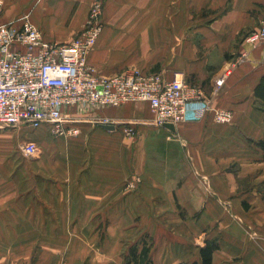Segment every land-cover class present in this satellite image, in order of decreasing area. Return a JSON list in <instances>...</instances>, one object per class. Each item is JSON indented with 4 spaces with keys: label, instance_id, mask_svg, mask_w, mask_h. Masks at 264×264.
<instances>
[{
    "label": "crops",
    "instance_id": "crops-1",
    "mask_svg": "<svg viewBox=\"0 0 264 264\" xmlns=\"http://www.w3.org/2000/svg\"><path fill=\"white\" fill-rule=\"evenodd\" d=\"M2 1V22L28 21L56 42L80 32L92 2ZM104 3L105 27L88 56L98 74H181L203 89L211 111L202 120L189 114L174 131L154 126L145 103L72 111L83 144L70 149L74 161H52V152L27 160L13 144L46 137L26 133L28 127L4 130L0 264H123L125 243L143 226L156 242L151 264L198 260L213 239L212 264H264V111L254 96L264 46L226 74L217 92L213 86L249 50L244 38L264 18V0ZM217 110L228 111L230 121L214 122ZM92 117L141 125L128 138ZM14 135L20 138L12 142Z\"/></svg>",
    "mask_w": 264,
    "mask_h": 264
},
{
    "label": "built area",
    "instance_id": "built-area-1",
    "mask_svg": "<svg viewBox=\"0 0 264 264\" xmlns=\"http://www.w3.org/2000/svg\"><path fill=\"white\" fill-rule=\"evenodd\" d=\"M3 6L0 0V128L49 126L61 132L77 122L78 118L69 116L72 108L93 111L129 102L147 103L158 128L175 126L189 114L202 120L210 111L203 89L186 80L181 83L177 77L169 81L163 73L136 69L109 78L98 74L88 63V56L103 29V0L92 2L82 30L68 42L45 40L28 21L19 26L2 22ZM244 41L251 46L264 45V20ZM237 60L227 66L235 67ZM228 67L219 80H214V92L223 86ZM230 116L228 111L217 110L213 121L227 123ZM90 121L98 126L111 125L128 137H134L141 125L105 117ZM19 148L26 158L38 153L32 142Z\"/></svg>",
    "mask_w": 264,
    "mask_h": 264
},
{
    "label": "rangeland",
    "instance_id": "rangeland-1",
    "mask_svg": "<svg viewBox=\"0 0 264 264\" xmlns=\"http://www.w3.org/2000/svg\"><path fill=\"white\" fill-rule=\"evenodd\" d=\"M94 0H92L93 2ZM91 2V4H92ZM105 2V0H104ZM103 2V8H104V3ZM91 6V5H90ZM89 6V8H90ZM4 8V6H3ZM88 8V10H89ZM88 12V11H87ZM105 12V11H104ZM103 12V13H104ZM87 17V15H86ZM86 19V18H85ZM264 20V18H262L259 22V25L261 23V21ZM85 22V20H84ZM103 28L105 27V23H106V20H105V17H104V14H103ZM259 25L252 29L251 31L257 29L259 27ZM103 31V29H102ZM250 31V32H251ZM102 33V32H101ZM248 34L245 35V38L247 37ZM244 38V40H245ZM237 59V58H236ZM235 59V60H236ZM235 60H232L228 63L229 64H232L234 63ZM161 73V71H155V72H147V73ZM165 76V75H164ZM192 85V84H191ZM197 86V85H196ZM214 86V85H213ZM215 89V87H214ZM136 103H145V102H136ZM147 105V103H145ZM148 106V105H147ZM149 108V107H148ZM73 109H70V113H69V116L71 114H73L74 116H79L77 113H73L72 112ZM79 110V109H78ZM67 112V111H66ZM82 112V111H80ZM68 113V112H67ZM209 113V112H208ZM207 113V114H208ZM73 117V116H72ZM76 118V117H74ZM79 119V118H78ZM76 119V120H78ZM75 120V121H76ZM76 124V122H75ZM15 129H19V127H16V128H0V133H2L4 130H15ZM43 129H45L44 131H42ZM26 133L30 134V133H34V132H38L40 134H42V137L43 138H50L49 140H45L43 139V142L42 143H37L35 141V139H33L32 137L29 138L28 136V139L24 140L23 142L22 141H19L17 144H13V146L15 147H20L21 145H23L24 143L26 142H32L36 145L37 149H38V153L37 155L33 156V157H30L28 158L27 160H32V162H34L35 160H38L40 158L41 155H44L46 154V152H52V155L53 157H51L50 160L52 161H55V162H63V161H74V157L77 155V153H75L74 156H70V149L71 148H76V147H82V142L81 140L77 139V137L79 136L80 134V130H79V127L78 126H71V125H66L65 128L63 129V131L61 132H56L55 129L49 127V126H43L39 129H31V128H26ZM40 131V132H39ZM11 132V131H10ZM9 132V133H10ZM75 132V133H74ZM138 131L136 132L135 136L137 135ZM20 138V137H19ZM16 135L13 136V141L12 142H15L17 139H19ZM76 138V139H75ZM20 143V144H19ZM22 143V144H21ZM17 145V146H16ZM81 156V154H80ZM82 157V156H81ZM25 158V157H24ZM72 158V159H71ZM26 159V158H25ZM80 161V160H79ZM126 186L128 187H132V184H126ZM148 221H150V219H148ZM141 225V224H140ZM144 225V224H143ZM147 226V224H145ZM141 227V226H140ZM145 226H143L142 228H140V230L138 231V233L132 235V237L125 243V245H127V248L138 243V247L140 249L141 245L139 244L141 241H145V243L149 246H151L150 248V254L154 251V246L156 245V242H155V239H153L152 237L150 238V234L149 233H146L144 232ZM161 237H162V234L160 233ZM164 237V236H163ZM127 248H125L124 250V254H126L127 252ZM150 256V255H149ZM122 264V263H121Z\"/></svg>",
    "mask_w": 264,
    "mask_h": 264
},
{
    "label": "trees",
    "instance_id": "trees-1",
    "mask_svg": "<svg viewBox=\"0 0 264 264\" xmlns=\"http://www.w3.org/2000/svg\"><path fill=\"white\" fill-rule=\"evenodd\" d=\"M254 96L257 100L261 101L264 111V76H262L261 80L256 85ZM258 145L264 148V142H259ZM139 244L141 245L140 249L138 243L128 247L123 264H151L149 256L151 246L147 245L145 241H141ZM217 249L218 244L215 239L206 240L204 245L199 248L198 260L183 264H212V255Z\"/></svg>",
    "mask_w": 264,
    "mask_h": 264
},
{
    "label": "bare ground",
    "instance_id": "bare-ground-1",
    "mask_svg": "<svg viewBox=\"0 0 264 264\" xmlns=\"http://www.w3.org/2000/svg\"><path fill=\"white\" fill-rule=\"evenodd\" d=\"M103 2H104V0H103ZM103 12H104V8H103ZM88 13V12H87ZM104 14V13H103ZM85 23V22H84ZM83 26H84V24H83ZM83 28V27H82ZM82 30V29H81ZM80 30V31H81ZM80 33V32H79ZM78 33V34H79ZM101 35V34H100ZM42 37H43V35H42ZM44 38V37H43ZM247 44V43H246ZM248 45V51L247 52H244L243 54H241L236 60H237V62H236V66H238V65H240V64H242V63H244V62H246L247 61V59H248V56H249V53H251L250 51H252V50H255L256 48H258V47H261V46H264V45H258L257 47H256V45L255 46H251V45H249V44H247ZM235 66V67H236ZM231 68H229L230 70L228 71V72H226V74L228 75V74H230V72H231V70L233 69V68H235V67H233V66H230ZM144 73V72H143ZM111 77H113V76H111ZM175 77H177L179 80V82H181V83H184L185 82V79L182 77V75L181 74H174L173 75V77L169 80V81H172ZM107 78H109V77H107ZM129 103H132V102H129ZM125 104H127V103H125ZM125 104H123V105H125ZM121 106V105H120ZM75 107V106H74ZM119 107V106H118ZM106 108H110V107H106ZM112 108H117V107H112ZM73 110L72 111H82V113H86V112H94L95 110H93V111H91L90 110V108H88V109H80V108H78V109H76V108H72ZM99 109V108H98ZM90 110V111H89ZM97 110V109H96ZM210 111H211V103H210ZM209 111V112H210ZM153 119H154V116H153ZM180 122H182V121H180ZM155 123V122H154ZM179 123V122H178ZM177 124V123H176ZM111 126V125H110ZM124 135V134H123ZM125 136V135H124ZM125 137H128V136H125ZM135 137V136H134ZM134 137H128V138H134ZM30 158V157H29Z\"/></svg>",
    "mask_w": 264,
    "mask_h": 264
},
{
    "label": "water",
    "instance_id": "water-1",
    "mask_svg": "<svg viewBox=\"0 0 264 264\" xmlns=\"http://www.w3.org/2000/svg\"><path fill=\"white\" fill-rule=\"evenodd\" d=\"M163 127L168 129V130H170V131H174V126L171 125V124H165ZM102 128L105 129V130H109V131H113L114 130V127L113 126H109V125H103Z\"/></svg>",
    "mask_w": 264,
    "mask_h": 264
}]
</instances>
